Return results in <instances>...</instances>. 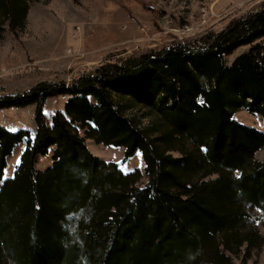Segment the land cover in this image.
I'll use <instances>...</instances> for the list:
<instances>
[{"label": "trees", "instance_id": "16d2710c", "mask_svg": "<svg viewBox=\"0 0 264 264\" xmlns=\"http://www.w3.org/2000/svg\"><path fill=\"white\" fill-rule=\"evenodd\" d=\"M33 1L0 0V39L23 30ZM257 6L217 34L0 98V111L35 109L34 135L0 127V264H233L263 247L264 2ZM59 97L63 111L46 117ZM238 112L262 128L240 124ZM87 140L122 148L123 161L140 154L143 171L94 157Z\"/></svg>", "mask_w": 264, "mask_h": 264}, {"label": "rangeland", "instance_id": "374dc122", "mask_svg": "<svg viewBox=\"0 0 264 264\" xmlns=\"http://www.w3.org/2000/svg\"><path fill=\"white\" fill-rule=\"evenodd\" d=\"M264 0H35L29 7L25 27L17 36L0 39V98L23 94L39 83H72L105 61L118 64L139 58L181 41L219 33L235 18L261 6ZM264 45V38L258 41ZM248 47L236 50L230 65ZM106 64V62L104 63ZM103 64V65H104ZM67 98L48 100L45 116L62 112ZM34 107L0 111V127L9 132L35 133ZM141 117L140 114H136ZM235 118L242 125H262L243 112ZM146 120L141 125L146 126ZM83 137L84 132L79 131ZM94 157L117 164L123 173L143 171L140 154L123 161V149L87 140ZM23 147L8 160L5 179L12 178ZM52 152L40 159L39 171L52 164ZM256 158L264 161V152ZM142 178L138 186H144ZM264 238V224L258 226ZM233 264H264V245L250 259L233 258Z\"/></svg>", "mask_w": 264, "mask_h": 264}]
</instances>
